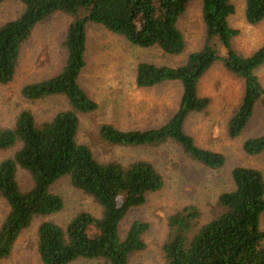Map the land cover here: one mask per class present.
<instances>
[{
  "label": "trees",
  "instance_id": "1",
  "mask_svg": "<svg viewBox=\"0 0 264 264\" xmlns=\"http://www.w3.org/2000/svg\"><path fill=\"white\" fill-rule=\"evenodd\" d=\"M4 1V0H0ZM21 8L0 23V83L12 80L23 42L36 23L55 12L69 16L61 40L65 57L61 68L45 78L21 85L20 96L36 101L62 96L65 107L51 117L37 120L29 108L20 109L8 126L0 127V149L12 148L0 159V196L7 209L0 221V260L7 257L23 228L36 215L57 211L63 201L52 183L67 176L72 186L99 206V214L87 210L74 214L64 225L42 220L36 229V252L41 264H68L78 257L99 264H129V255L145 246L141 234L148 223L132 220L123 234L119 222L126 212L145 201L146 193L162 186L158 169L146 159L121 163L99 160L77 140L79 115L97 108V102L80 85L85 65L86 25L98 24L140 47L156 46L168 54L184 49L178 19L190 0H16ZM234 12L231 0H200L203 37L200 46L177 65L138 61L133 81L150 87L177 81L180 94L173 113L157 126L120 129L109 122L98 125L99 138L121 146L177 143L194 160L209 168L223 164L221 152L197 145L183 127L189 112L203 110L209 101L197 93V82L215 61L242 79L237 105L226 122V133L236 136L246 125L255 103L264 102V86L254 73L264 62V41L249 54L235 50L232 38L239 29L229 24ZM246 22L264 19V0H244ZM223 51L219 53V50ZM222 55V56H221ZM247 154L264 149V130L241 143ZM25 170L30 184L21 188L17 170ZM231 188L220 191L216 208L199 222V210L183 206L168 216V232L161 243L167 264H264V179L259 169L236 164L229 170ZM92 226L93 233L87 231Z\"/></svg>",
  "mask_w": 264,
  "mask_h": 264
},
{
  "label": "rangeland",
  "instance_id": "2",
  "mask_svg": "<svg viewBox=\"0 0 264 264\" xmlns=\"http://www.w3.org/2000/svg\"><path fill=\"white\" fill-rule=\"evenodd\" d=\"M231 1L234 12L228 22L239 29L232 38V45L237 52L246 55L264 41V19L256 23L246 22L244 0ZM20 8L16 0L1 1L0 23L14 17ZM68 20L66 14L55 12L36 23L23 42L12 80L0 83V127L10 125L22 108H29L35 118L41 120L66 106L62 96L28 101L20 96L19 90L24 83L53 75L61 68L65 57L61 40ZM177 24L184 40V49L179 54L165 53L156 46L133 45L98 24L89 23L85 28V65L78 81L97 102V108L79 115L77 140L85 143L99 160L114 159L125 164L135 159H146L163 178L162 186L146 193L145 201L131 207L119 222L121 235L134 219L148 223L141 234L145 246L129 255V264H167L161 243L168 232V216L183 206L193 205L199 210V222L207 220L215 211L218 193L232 186L229 176L232 166L255 167L264 179V149L257 154H247L241 148L245 138L264 130V102L257 101L243 129L234 137L228 136L226 122L241 95L242 79L229 72L220 59L215 60L197 82V93L209 98L207 106L201 111L189 112L183 127L197 145L222 153L224 162L221 166L209 168L203 165L189 157L172 140L156 145L121 146L99 138L97 129L102 122H109L120 129H144L165 122L173 113L180 94L177 81L137 87L133 75L138 61L177 65L189 51L200 46L203 37L200 0L188 2ZM222 51L221 48L219 53ZM254 73L264 86V62L255 67ZM12 151V148L0 149V159ZM17 180L21 188L30 184L28 173L22 169L17 170ZM50 189L61 196V207L53 213L34 216L21 230L10 253L0 260V264H41L36 252V229L42 220L64 225L81 210L99 214L97 203L72 186L67 176L56 179ZM6 209L5 200L0 196V221ZM259 225L264 228V210L259 216ZM87 231L93 233L91 225ZM68 264L99 262L78 257Z\"/></svg>",
  "mask_w": 264,
  "mask_h": 264
}]
</instances>
